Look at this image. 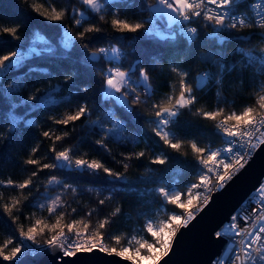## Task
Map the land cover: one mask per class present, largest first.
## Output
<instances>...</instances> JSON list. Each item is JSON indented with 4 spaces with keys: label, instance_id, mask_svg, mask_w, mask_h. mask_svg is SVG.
<instances>
[{
    "label": "snow or ice",
    "instance_id": "1",
    "mask_svg": "<svg viewBox=\"0 0 264 264\" xmlns=\"http://www.w3.org/2000/svg\"><path fill=\"white\" fill-rule=\"evenodd\" d=\"M28 7L60 28L61 37L55 45L36 34L26 51L16 44L14 50L0 55V100L4 104L0 127L5 129L0 131V142L21 128H40L20 168L26 178L0 179V264H29L45 257L51 264H96V253L115 255L129 264H161L178 233L190 226L213 194L233 181L264 146V81L256 83L257 77H264V0H140L139 5L136 0H35ZM137 8L130 16L126 14ZM101 24L115 33L109 40L116 43L93 48L99 34L105 32ZM21 27L0 24V37L20 41ZM253 39L258 41V51L237 46L232 55L239 59L227 61L230 44L251 45ZM141 40L178 49L166 70L169 91L162 96L154 79L165 75V69L161 66L157 72L156 58L145 62L134 55L135 49L122 51L127 46L124 41ZM7 43L0 39V44ZM45 53L71 66L62 69L68 95H61L64 87L55 85L13 102L25 80L5 85L4 78L25 61ZM129 55L133 56L130 62ZM189 63L208 70L197 69L193 74L190 66L185 67ZM44 71L30 66L25 77ZM245 71L252 72L253 102L237 110L224 93L237 80L240 91L245 90ZM233 72L236 77L226 85L225 75ZM93 74L98 77L96 100L88 97L89 87H80ZM213 88L211 110L197 107ZM39 112L55 114H49L42 126L30 118ZM187 116L210 122L211 128L197 126L193 131L182 119ZM130 125L134 131L127 134ZM89 137H95L92 143L97 158L80 151ZM70 138L75 143L57 147ZM44 141L51 143L45 148ZM110 144L129 150L117 157ZM102 154L119 167L108 166ZM145 158L147 164H133ZM134 166L144 171L130 175ZM188 176L196 182L189 183ZM82 178L100 187L82 190ZM138 185L146 187L141 190ZM84 191L96 193V206L86 205L87 212L77 218L78 208L73 204L81 203ZM6 192L11 194L6 196ZM121 194L134 195L141 209L136 220L143 221L127 236L108 232L132 219L116 201ZM109 203L111 209L101 214L102 206ZM93 217L94 227L86 222ZM215 237L225 244L213 264H264V183ZM106 239L119 247H109Z\"/></svg>",
    "mask_w": 264,
    "mask_h": 264
},
{
    "label": "trees",
    "instance_id": "2",
    "mask_svg": "<svg viewBox=\"0 0 264 264\" xmlns=\"http://www.w3.org/2000/svg\"><path fill=\"white\" fill-rule=\"evenodd\" d=\"M35 2V0H27V3H25V0H0V24L5 26H12L13 24H20L21 27V40L15 41L11 40L10 37L3 36L0 37V39L7 40L9 43L7 44H0V55L7 54L8 52L14 50V45L21 44L23 45V48L20 50L26 51L27 48L31 45V41L34 39L36 34H39L43 36L45 39H48L53 44L58 45L60 37H61V30L56 25L49 24L47 21H43L42 18L38 17L35 13H31L28 5ZM59 3L60 0H57ZM137 5H139L140 0H136ZM138 11L137 9H131L126 14L129 16L131 15V12ZM146 18V17H145ZM65 24L68 23L67 20L64 21ZM102 27L105 28V32L99 34L100 39L95 41L92 44L93 48L96 47H105L109 42L115 44L116 41H110L109 37L111 35H115V33H112L111 28L108 25L101 24ZM73 34H75V29H70ZM124 46L122 47V51L125 53H132L133 49H135L134 55L137 58L142 59L145 62L150 61L153 57L156 58V68L157 72L160 71L161 66L165 69V75H162L159 77V79H154V84L159 87V95H163L164 93L169 91L168 84L170 83L168 77H167V68L169 66V61L172 60L174 56L177 55L178 49L171 45H165L161 44L155 41H149V40H141L139 42H133V41H124ZM118 47H121L120 44H117ZM243 47L245 50L249 47L256 48L258 50V41L253 39L251 45H247L244 43L240 44H230L227 47L225 57L227 61L231 62L234 59H239V57H233V49L235 47ZM37 47H42V45L38 44ZM141 52L144 53V55H141ZM133 59L132 55H129L127 57V60L130 62ZM37 67L40 69L45 70L42 73H32L30 76L25 77V73H28L29 67ZM191 67L193 74L199 69L201 72L207 71L208 69L204 68L201 65L196 64H186L185 67ZM71 66L69 65L68 61L60 60L57 57L49 56L48 54H42L39 57H32L29 60L25 61L24 65L22 67L16 68L11 70L6 77L3 80V83L6 85L8 83L15 84L18 80H25L24 87L19 90L18 96H13L12 101L16 102L18 99L23 98L27 99L29 94L36 93L39 89L40 92H43L45 89L49 88V86H55V85H63V77H64V71L62 69H69ZM82 71L84 69H81ZM153 77L156 76V73H152ZM237 75L236 72H233L231 76L225 75V84L228 85V81L235 78ZM244 76V85L245 90L243 92L239 89L240 81L237 80L235 84L231 85V90L224 93L225 96L230 101H234L237 110H239L240 106L246 103H252V90L249 87L251 81L250 77L252 76L251 71H245L243 73ZM98 77L93 74L90 77H86L82 80L80 87L83 88L84 86H87L91 89L87 93L88 97H90L92 100H96L97 97L95 95V90L97 88V85L95 83V80ZM264 81V77H257L256 83ZM216 89L213 88L212 92L208 93L206 96H203L200 100V104L197 105V107H200L201 105L205 106L207 110H211V108L215 104V93ZM69 89L67 87H64V91L61 93V95H68ZM82 102V101H81ZM4 111V104L3 101L0 100V124L3 122V113ZM18 112H22V109H18ZM61 112L64 111V109L60 110ZM49 114H55L53 113H46V112H39L33 113L30 118L36 119L41 122V125L43 126V122L47 120V116ZM144 118L146 117V114H144ZM93 119H95V116H93ZM186 124V126L193 131L196 130L197 126H201L203 129L207 130L211 128V123L198 120L197 118L193 116H187L182 118ZM55 127V126H54ZM141 127L145 128L149 131L150 129L147 128L146 125H143L141 122ZM5 129L3 127H0V131H4ZM134 131V128L130 125L128 127V133L132 134ZM40 128H28V129H19L16 132L10 134V137L6 141L0 142V179H7L12 178L14 180H22L26 178V174L21 173L20 168L23 166L22 161L26 157L27 147L33 143L32 137L33 136H39ZM7 134V133H6ZM75 135V134H74ZM95 139V137H89V143L85 144L83 147H81L80 151L88 152L90 158H97L95 156V153L93 152V149L96 147L92 141ZM51 141H44V147L46 148L48 145H50ZM69 143H75L74 138H70L67 142H59L57 144L58 148L68 146ZM109 147L112 149L113 155L119 157V153L121 151H127L128 148L125 147H118L115 144H110ZM139 150V149H137ZM104 155V159L108 166L110 167H119L117 165H114L111 157ZM175 155V154H173ZM181 159H184L183 157H180ZM188 160H191V156H188ZM134 165L137 164H147V158H145L142 161L133 162ZM167 167V166H166ZM144 171V169L133 167V169L130 170V175H139L140 172ZM159 173H154L153 175H158ZM43 175V174H42ZM189 183L196 182L195 177L188 176L187 177ZM79 187L83 189H87L88 187H94L99 188V184L90 183L87 178H82L81 182L79 184ZM138 187L143 190L146 186L145 185H138ZM148 188L153 187V185H147ZM11 193H5V195H10ZM103 198V197H101ZM68 201L71 202L72 197L69 195L67 197ZM81 203L79 205L73 204V207L78 208V214L77 218H80V216H83L87 210V206H96V193H88L86 191L83 192V195L81 196ZM116 201L120 202L124 213L128 214L132 217L131 221H127L120 225L119 227L113 226L112 228L108 229L109 233H115V234H124L125 236L132 234V229L139 228L142 226L143 221L137 222L136 220V212L140 211L141 209L137 206V200L134 197L133 194H129L125 196L124 194L116 196ZM87 205V206H86ZM113 205L111 203L106 204L105 206H102L101 208V214L107 213ZM172 207V206H169ZM31 211V210H28ZM177 211V210H176ZM179 212V211H178ZM86 222L90 223L92 227L95 226L96 223V217H93L90 221L86 220ZM3 237L0 236V240H2ZM106 244H108L109 247H119L117 245H114L111 239H106Z\"/></svg>",
    "mask_w": 264,
    "mask_h": 264
},
{
    "label": "water",
    "instance_id": "3",
    "mask_svg": "<svg viewBox=\"0 0 264 264\" xmlns=\"http://www.w3.org/2000/svg\"><path fill=\"white\" fill-rule=\"evenodd\" d=\"M264 177V146L256 151L241 173L223 190L215 192L210 203L186 229L178 233L174 247L161 264H213L225 241L215 232L241 207ZM96 264H129L119 257L95 254ZM29 264H51L49 258L33 259Z\"/></svg>",
    "mask_w": 264,
    "mask_h": 264
},
{
    "label": "built area",
    "instance_id": "4",
    "mask_svg": "<svg viewBox=\"0 0 264 264\" xmlns=\"http://www.w3.org/2000/svg\"><path fill=\"white\" fill-rule=\"evenodd\" d=\"M257 51H258V50H257ZM261 183H264V177L262 178L260 184H261ZM258 187H259V186H258ZM258 187H257V188H258ZM239 209H240V208H239ZM236 212H237V211H236ZM236 212H235V213H236ZM235 213H234V214H235ZM230 218H231V217H230ZM229 220H230V219H229ZM229 220H228V221H229ZM228 221H227V222H228ZM225 223H226V222H225ZM225 223H224V224H225ZM241 223H243V222L241 221ZM224 224H223V225H224ZM220 228H221V227H220ZM220 228H219V229H220ZM219 229H218V230H219ZM223 250H224V249H223Z\"/></svg>",
    "mask_w": 264,
    "mask_h": 264
},
{
    "label": "rangeland",
    "instance_id": "5",
    "mask_svg": "<svg viewBox=\"0 0 264 264\" xmlns=\"http://www.w3.org/2000/svg\"><path fill=\"white\" fill-rule=\"evenodd\" d=\"M177 211H181V210H179V209H176ZM161 218H164L163 216H161Z\"/></svg>",
    "mask_w": 264,
    "mask_h": 264
}]
</instances>
